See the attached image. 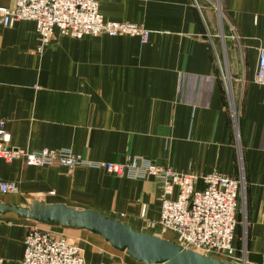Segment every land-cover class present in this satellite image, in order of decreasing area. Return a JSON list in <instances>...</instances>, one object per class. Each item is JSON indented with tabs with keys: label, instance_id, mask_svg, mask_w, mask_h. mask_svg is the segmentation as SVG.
I'll return each instance as SVG.
<instances>
[{
	"label": "crops",
	"instance_id": "1",
	"mask_svg": "<svg viewBox=\"0 0 264 264\" xmlns=\"http://www.w3.org/2000/svg\"><path fill=\"white\" fill-rule=\"evenodd\" d=\"M98 1L106 20L143 25L151 31L149 40L73 37L56 29L40 51L34 21L5 26L0 16V118L9 145L28 151L68 148L92 161L124 162L137 155L200 176H237L236 133L215 56L224 52L247 182L233 242L240 259L204 255L264 264V84L255 81L264 48V0H199L200 10L193 0ZM14 4L0 0V7ZM220 13L230 35L219 53ZM0 178L19 186L18 193L0 194L4 204L29 207L37 200L94 210L178 243L159 222L162 175L131 179L99 168L38 167L0 157ZM32 224L78 242L87 264H146L98 233L46 225L14 212L0 213V264H21Z\"/></svg>",
	"mask_w": 264,
	"mask_h": 264
},
{
	"label": "built area",
	"instance_id": "2",
	"mask_svg": "<svg viewBox=\"0 0 264 264\" xmlns=\"http://www.w3.org/2000/svg\"><path fill=\"white\" fill-rule=\"evenodd\" d=\"M194 3L200 10L199 0H194ZM0 16L5 26L20 20L34 21L40 40L37 48L40 51L50 44L56 29L63 35L73 37L137 36L142 43H146L151 34L143 25L106 20L100 12L98 0H15L13 7H0ZM215 56L222 71L229 113L236 133L239 163L237 176L219 172L199 176L160 166L153 159L137 155L129 156L124 162L92 161L68 148H43L37 151L15 148L9 145L10 134L5 128V120L1 118L0 157L7 161L23 159L30 166L59 164L69 169L77 166L102 168L110 175L131 179H150L162 175V229L175 232L184 248L235 259L236 248L233 242L238 224L237 211L240 196L243 198L241 193H246L247 182L238 135L239 110L235 104L232 79L229 74L224 76L216 52ZM255 81L264 84V48L259 51ZM200 181L204 183L203 188L198 187ZM18 191L16 182L0 178V194ZM21 264H87L86 251L64 232L31 225L24 239Z\"/></svg>",
	"mask_w": 264,
	"mask_h": 264
},
{
	"label": "water",
	"instance_id": "3",
	"mask_svg": "<svg viewBox=\"0 0 264 264\" xmlns=\"http://www.w3.org/2000/svg\"><path fill=\"white\" fill-rule=\"evenodd\" d=\"M8 212L50 226L98 233L115 248L127 251L133 258L146 264H234L183 248L176 242L138 232L130 224L94 210H77L65 204L37 200H33L29 207L0 202V213Z\"/></svg>",
	"mask_w": 264,
	"mask_h": 264
},
{
	"label": "rangeland",
	"instance_id": "4",
	"mask_svg": "<svg viewBox=\"0 0 264 264\" xmlns=\"http://www.w3.org/2000/svg\"><path fill=\"white\" fill-rule=\"evenodd\" d=\"M194 1V0H193ZM195 4V3H194ZM196 6V5H195ZM220 29H221V32H220V36L223 38V41L225 42H220V41H218V43L220 44L221 43V49H220V51H219V53L222 51V46H223V44L225 45L226 44V39H227V35L229 34L230 35V30H229V27L227 26V24H226V22H224V16H223V14H221L220 13ZM220 56H219V58H220V60H221V62H222V64H221V67H222V70H223V74H224V76H228V67H227V61H226V57H225V53L223 52H221L220 54H219ZM224 68V69H223ZM232 81V80H231ZM257 83V82H256ZM233 89V88H232ZM234 92V91H233ZM235 104H236V108L238 109V106H237V101H236V97H235ZM90 160V159H89ZM55 165H59V164H55ZM38 167H41V166H38ZM77 167H79V166H77ZM81 167H83V166H81ZM75 168V167H74ZM74 168H72V169H74ZM91 168H94V167H91ZM67 169H69V168H67ZM72 169H69V170H72ZM99 169H102V168H99ZM207 175V174H206ZM200 176V175H199ZM152 178H154V177H152ZM151 179V178H150ZM245 192H246V190H245ZM243 194V199L242 200H244V203H245V193H241V195ZM242 197V196H241ZM162 211V210H161ZM241 220V219H240ZM239 220V221H240ZM160 222V221H159ZM33 225H37V226H39L38 224H32V226ZM41 225V224H40ZM175 233V232H174ZM176 234V233H175ZM177 235V234H176ZM178 239V238H177ZM72 240V239H71ZM74 241V240H73ZM79 244V243H78ZM178 244H180L181 245V243L178 241ZM80 245V244H79ZM81 246V245H80ZM182 247H183V245H181ZM82 247V246H81ZM184 248V247H183ZM187 249V248H186ZM188 249H191V248H188ZM193 250H195V251H197L196 249H193ZM210 256V255H209ZM238 258L240 259V257L238 256H236V258L234 259V260H238ZM223 259H225V257L223 258Z\"/></svg>",
	"mask_w": 264,
	"mask_h": 264
}]
</instances>
